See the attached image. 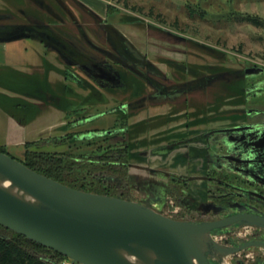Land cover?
Returning <instances> with one entry per match:
<instances>
[{
	"label": "flooded vegetation",
	"instance_id": "1",
	"mask_svg": "<svg viewBox=\"0 0 264 264\" xmlns=\"http://www.w3.org/2000/svg\"><path fill=\"white\" fill-rule=\"evenodd\" d=\"M21 40L44 48L45 72L11 84L27 94L12 103L24 120L34 109L63 114L41 141L116 168L105 179L112 197L221 225L215 242L245 248L226 264H264L263 67L83 0H0V43Z\"/></svg>",
	"mask_w": 264,
	"mask_h": 264
},
{
	"label": "water",
	"instance_id": "2",
	"mask_svg": "<svg viewBox=\"0 0 264 264\" xmlns=\"http://www.w3.org/2000/svg\"><path fill=\"white\" fill-rule=\"evenodd\" d=\"M0 225L72 264H226L245 249L215 242L219 224L177 221L150 205L71 188L2 151Z\"/></svg>",
	"mask_w": 264,
	"mask_h": 264
},
{
	"label": "rangeland",
	"instance_id": "3",
	"mask_svg": "<svg viewBox=\"0 0 264 264\" xmlns=\"http://www.w3.org/2000/svg\"><path fill=\"white\" fill-rule=\"evenodd\" d=\"M83 1L93 8V4H101L98 10L95 9L102 15H107L108 19L112 16L123 17L124 19L127 17L126 15H130L146 24H154L162 30H170L177 34L189 36L208 46L215 47L234 58L238 67L247 64L248 66L264 68V26L258 27L245 19L251 15L264 19V0ZM109 9L110 15L107 13ZM123 29L131 34L137 27L135 25L123 26ZM141 30L142 32L135 31L137 35L147 34L146 30ZM179 49H183V47L179 46ZM41 55H46L44 48L30 40L15 41L8 44L0 43V71L4 70L3 66L9 64L20 68L18 66L26 65L29 62L32 63L33 67L38 62L41 63ZM13 100L16 103L15 101L19 99L14 98ZM46 121L47 118L40 127L43 134L47 130L42 129L46 127ZM102 125L106 126L107 124L103 122ZM43 134L36 135V137L32 136L31 140L39 141ZM6 137L5 132L0 134V146L7 148L12 156L21 159L25 153L27 142L25 144H11L12 138ZM53 140L55 139L48 141V143L43 142L40 149L45 152H70L68 145H61L62 143L58 141L54 143Z\"/></svg>",
	"mask_w": 264,
	"mask_h": 264
},
{
	"label": "trees",
	"instance_id": "4",
	"mask_svg": "<svg viewBox=\"0 0 264 264\" xmlns=\"http://www.w3.org/2000/svg\"><path fill=\"white\" fill-rule=\"evenodd\" d=\"M107 13L110 15V9ZM126 16V21L138 20L130 15ZM115 18L116 16H112L110 19ZM245 19L258 27L264 26V19L259 16L251 15ZM42 144L41 140L27 142L23 157H13L30 169L71 188L113 196L112 185H108L105 179L107 175L118 174L116 168L96 161L91 162L86 151L81 155L71 151L45 152L40 149ZM0 151L11 155L4 146H0ZM109 153L114 156L116 151ZM68 260L65 256L0 225V264H62Z\"/></svg>",
	"mask_w": 264,
	"mask_h": 264
},
{
	"label": "crops",
	"instance_id": "5",
	"mask_svg": "<svg viewBox=\"0 0 264 264\" xmlns=\"http://www.w3.org/2000/svg\"><path fill=\"white\" fill-rule=\"evenodd\" d=\"M94 8L98 10L101 4H93ZM46 56L41 55V63L38 62L32 67V63H27L26 65L18 66L20 68L14 67L12 64L3 66L4 70L0 71V134L5 132L6 138H12L11 144H21L28 141H32L31 138L42 135L40 131L41 123L47 118L46 127L42 129L46 131H53L60 123L63 114H61L57 109H50L46 113L37 112L35 109L31 110L30 114H27L28 120H24L21 113L22 110L18 106L16 107L12 100L14 98H22V96H27L21 91L14 89L11 84L14 82H22L27 84L36 83L38 84L42 74H44V59ZM48 58V57H47ZM9 83V84H8ZM18 96V97H16ZM27 98V97H26ZM30 102L40 106L38 99L32 100L29 96ZM19 108V109H18ZM24 115H26L24 113ZM26 119V118H25ZM3 137V136H2ZM25 141V142H23Z\"/></svg>",
	"mask_w": 264,
	"mask_h": 264
},
{
	"label": "built area",
	"instance_id": "6",
	"mask_svg": "<svg viewBox=\"0 0 264 264\" xmlns=\"http://www.w3.org/2000/svg\"><path fill=\"white\" fill-rule=\"evenodd\" d=\"M62 264H72V262L71 260H68V261L63 262ZM76 264H79V263H76Z\"/></svg>",
	"mask_w": 264,
	"mask_h": 264
},
{
	"label": "bare ground",
	"instance_id": "7",
	"mask_svg": "<svg viewBox=\"0 0 264 264\" xmlns=\"http://www.w3.org/2000/svg\"><path fill=\"white\" fill-rule=\"evenodd\" d=\"M5 186L8 188L10 186V183H6Z\"/></svg>",
	"mask_w": 264,
	"mask_h": 264
}]
</instances>
